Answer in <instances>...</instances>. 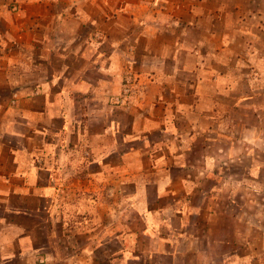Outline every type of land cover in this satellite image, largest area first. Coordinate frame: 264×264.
I'll list each match as a JSON object with an SVG mask.
<instances>
[{"label":"crops","instance_id":"obj_1","mask_svg":"<svg viewBox=\"0 0 264 264\" xmlns=\"http://www.w3.org/2000/svg\"><path fill=\"white\" fill-rule=\"evenodd\" d=\"M262 34L264 0H0V264H89L113 242L106 235L128 247L106 221L126 199L138 200L152 232L159 216L186 217L168 225L169 248L195 237L184 227L204 208L184 199L210 181L204 198L217 203L231 183L229 120L253 97L237 88L264 89ZM93 51L106 75L96 81ZM125 56L143 79L115 102L106 90L122 93ZM131 184L135 192L124 191ZM147 184L172 202L151 207ZM224 188L229 204L239 201ZM243 208V224L226 227L224 264H264L263 218L252 225Z\"/></svg>","mask_w":264,"mask_h":264},{"label":"rangeland","instance_id":"obj_2","mask_svg":"<svg viewBox=\"0 0 264 264\" xmlns=\"http://www.w3.org/2000/svg\"><path fill=\"white\" fill-rule=\"evenodd\" d=\"M128 27H130V25H128ZM135 30H138V27ZM263 42L264 34L258 38L259 46L260 43L262 44V46H260L261 50H264ZM140 43L136 55L137 65H142L145 61L143 57L144 50L141 46L143 42L140 41ZM109 46V44L103 45L104 50L109 52ZM94 58L95 53L93 51L91 54L93 65L91 76L93 81H96L99 79V74L105 75V73L97 71V61L94 60ZM132 59L131 57L127 58L125 56L126 66H128L129 69L125 72V86L123 87L122 93L115 94L112 93L110 89L106 90V94L115 97V102L119 99H126L133 91H137V82L143 79L142 76L131 69L129 62H131ZM81 63L82 61H79L76 64L80 65ZM177 92L181 94L184 92V89L178 88ZM167 93H171V91L167 90ZM235 94L237 97H248L250 95H253V97L243 101L241 106H237L235 111L231 113L234 117L229 120L230 134L234 140V147L236 149V160L231 166L233 173L231 183L229 185L225 183V180L223 181L221 187L225 190L222 192L223 195H221V200L217 203L214 200L204 198L205 195H207L206 192L212 187L210 181H206L200 186L196 185L197 187L193 185L194 191L192 197L184 199L192 206L201 205V207L204 208H202L203 212L201 215L193 214L189 216L186 223L188 225L184 227V231H189V233L194 234L195 237L190 240L185 238L182 239L181 242L183 246L181 249L180 244L175 248H169L164 239L165 236L168 235V225L179 229V227L183 226L186 217H180L175 212L159 216L157 217L158 230H153L154 232H152L147 226L145 217L134 208V206L138 204V200H121L116 206L122 210V214L117 216V218L107 217L106 221H113L109 225L116 224L118 228H122L124 237L128 241L127 245L129 244V246L123 247L118 241L119 239L106 235L103 238L107 239V241L113 239V242L110 241L107 243V246L96 249L95 255L97 258L95 262L93 261L89 264H224L225 257L229 251L227 241L232 235V232H228L226 227L230 226L232 228L236 226L238 229L239 226L243 224V220L240 217L242 209H244L243 207H246L248 214H252V225H256L260 218H263L262 224H264V215L262 214L260 217L255 214L258 213L259 210L264 211V89H251L244 86L237 88ZM76 95L79 97L83 94L77 93ZM86 95L92 97L95 94L92 92ZM178 122L180 128L187 126L185 124L186 122L182 119H178ZM199 143H201V141H199ZM224 186H228V188L233 187L235 189L234 193L236 197L239 198V201L229 204L226 197L228 196V190H226ZM156 188L155 184H147L145 186L149 195L153 197L150 201L151 207L172 202V200L169 199L157 200L155 198ZM124 191L133 193L135 192V187L132 184L126 185ZM243 194L246 195V201H243L241 198ZM184 195L185 192L181 190L179 196L183 197ZM248 196L250 199H247ZM112 204H114L113 200H107L104 201L102 206L106 208V206L108 207ZM217 208L218 212L212 216V209L216 211ZM196 222L204 224L206 226L205 231L197 230ZM212 225L218 227L219 230L213 233V230H210V227H213ZM131 230L136 231V233ZM238 234L239 232L233 233V237H239ZM172 239L178 243L181 240L179 238L176 240L174 237ZM136 242L139 244L138 247L135 245L137 244ZM133 243H135L134 246H132Z\"/></svg>","mask_w":264,"mask_h":264}]
</instances>
